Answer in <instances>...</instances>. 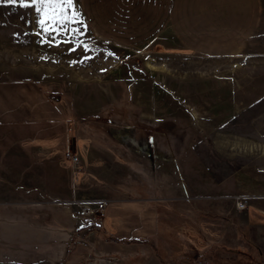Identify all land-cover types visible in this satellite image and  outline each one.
I'll return each instance as SVG.
<instances>
[{"label":"rangeland","instance_id":"1","mask_svg":"<svg viewBox=\"0 0 264 264\" xmlns=\"http://www.w3.org/2000/svg\"><path fill=\"white\" fill-rule=\"evenodd\" d=\"M54 7L0 2L2 197L25 200L39 155L79 208L107 200L67 264H196L180 255L205 241L213 264L264 262V0ZM24 208L0 203V233ZM16 262L0 238V264Z\"/></svg>","mask_w":264,"mask_h":264},{"label":"crops","instance_id":"2","mask_svg":"<svg viewBox=\"0 0 264 264\" xmlns=\"http://www.w3.org/2000/svg\"><path fill=\"white\" fill-rule=\"evenodd\" d=\"M38 156L28 158L25 155V200L3 198L2 196L7 195L3 191L7 190L5 185H9V182L3 176L0 177V203H25L19 216L10 218V215H16L17 212L7 216L6 222L9 224L1 222L0 238L8 247L22 248L25 252V264H36L39 259L47 262L48 258L51 261L47 264H67L68 256L73 253L71 251L79 236H87L92 231L90 227L94 218L81 211L76 191H69L65 187L59 177H56L55 169L50 168L48 173L43 163L38 161ZM3 166L0 171L16 172L9 169L10 163Z\"/></svg>","mask_w":264,"mask_h":264},{"label":"snow or ice","instance_id":"3","mask_svg":"<svg viewBox=\"0 0 264 264\" xmlns=\"http://www.w3.org/2000/svg\"><path fill=\"white\" fill-rule=\"evenodd\" d=\"M0 2L8 3V4H16L20 3L25 7L29 6H36V11L38 13H44L48 19L55 20L57 16V9L54 7L55 5H72L74 3V0H0ZM60 15L63 16V9L60 10ZM79 16V12L76 11L73 13L72 18L75 19ZM64 19H68V17H64ZM63 23V20L60 21ZM41 28L44 29V31H47L48 29L44 27V19H40L38 21Z\"/></svg>","mask_w":264,"mask_h":264},{"label":"trees","instance_id":"4","mask_svg":"<svg viewBox=\"0 0 264 264\" xmlns=\"http://www.w3.org/2000/svg\"><path fill=\"white\" fill-rule=\"evenodd\" d=\"M196 231L197 234H195L194 239L198 241L199 236L201 237L202 233L199 231V229ZM177 234L181 236L180 233ZM196 245L197 249L192 256H185L183 254L180 256H182L184 259L188 258L190 262L195 259L197 262L196 264H213V259L208 258V250L213 247V245H206V241L200 243L198 242ZM240 254L243 257L242 264H264V262L260 261L257 257H253V255L247 252H241Z\"/></svg>","mask_w":264,"mask_h":264},{"label":"built area","instance_id":"5","mask_svg":"<svg viewBox=\"0 0 264 264\" xmlns=\"http://www.w3.org/2000/svg\"><path fill=\"white\" fill-rule=\"evenodd\" d=\"M70 158L72 160V162L74 164L77 163V156L74 154L70 155ZM107 204V200L106 199H99V200H94V201H86L83 204H79L81 211L87 214H90L95 220H97L98 222L102 221L103 215H104V207ZM246 206V202L241 200V199H237L236 200V207L238 209H242L245 208Z\"/></svg>","mask_w":264,"mask_h":264}]
</instances>
